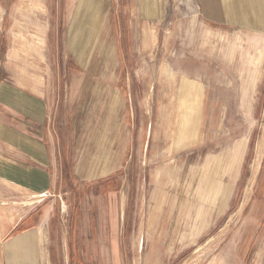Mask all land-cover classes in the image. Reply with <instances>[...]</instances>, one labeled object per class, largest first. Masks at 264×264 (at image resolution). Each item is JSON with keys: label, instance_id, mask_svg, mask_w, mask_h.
Masks as SVG:
<instances>
[{"label": "rangeland", "instance_id": "374dc122", "mask_svg": "<svg viewBox=\"0 0 264 264\" xmlns=\"http://www.w3.org/2000/svg\"><path fill=\"white\" fill-rule=\"evenodd\" d=\"M27 1L0 0V91L26 88L38 95L40 87L48 111L55 104L48 125L57 136L61 164L55 155L50 193H38L43 199L37 203L30 200L35 194H0V221L18 207L30 211L38 206L40 217L47 215L48 234L39 245L38 264H194L191 250L179 257H158L156 249L148 254L146 239L140 252L133 251L139 226L149 237L144 218L135 213L155 195L200 199L191 185L202 183L206 159L217 155L214 169L220 171L221 152H233L231 143L244 137L250 142L241 147L245 152L238 180L231 178L226 187L224 178L212 173L214 188L225 191L229 207L219 210L223 214L211 231L214 249L209 246L198 260L264 264V43L246 41L235 32L224 40L216 35L209 65L203 25L194 22V0H75L73 7L80 4L83 12H70L67 0H38V9H29ZM73 18L79 24L75 32L70 31ZM104 24L115 58L114 73L106 77L93 57ZM197 75L211 78L203 81L209 88L204 94L194 80ZM88 85L106 94L88 96ZM213 102L219 112L212 118L207 111ZM238 109L243 111L234 112ZM211 118L214 128L209 130ZM194 120H199L196 144L172 152V138L190 128L192 136H183L194 144ZM104 127L107 144L100 147ZM90 158L103 160L104 176L88 180L75 172L79 159L87 168ZM233 181H238L236 189ZM103 185L124 186L123 192L100 194L98 186ZM185 185L190 187H178ZM179 188L181 192L154 193ZM212 193L202 195L212 200ZM114 205L116 211L110 209ZM0 264H5L1 245Z\"/></svg>", "mask_w": 264, "mask_h": 264}, {"label": "crops", "instance_id": "0c3cea01", "mask_svg": "<svg viewBox=\"0 0 264 264\" xmlns=\"http://www.w3.org/2000/svg\"><path fill=\"white\" fill-rule=\"evenodd\" d=\"M74 1L67 0L68 6L71 8L70 12H83L80 4L79 6L75 4L73 7ZM194 2L197 3L198 8V12H194V22L197 20L198 23L203 25L202 28L204 29V36L202 35V37L204 38L203 43L207 49L206 54H204L207 59L206 64L210 65L211 63L208 57L210 56L211 45L216 35L221 40H224L228 32H235L234 34L237 37L245 38L246 41L255 44L259 42L264 43V0H194ZM78 29L79 24L73 18L70 24V31L75 32ZM99 33L100 39L98 42L104 36V44L107 38L111 43L109 29L105 24ZM95 47L93 57L98 54L97 44ZM111 47L113 49L112 45ZM40 66L41 64L38 63L39 68ZM111 73H114V70ZM107 74L104 69L102 76L106 77ZM239 75L242 74L239 73ZM239 75L237 76L239 77ZM199 76H195L194 80H198L202 84L204 94V91H208L209 88H204L203 81H209L211 78ZM245 76L250 77L247 78L250 80H259L256 77L253 78V74H245ZM243 89L247 90V88ZM97 91L99 94L102 92L106 94L105 89L102 90L92 85L89 86L86 93L88 96H91ZM242 93L243 91H240L241 95ZM194 94H198L197 89H194ZM112 100L114 101L111 102V105L114 106V109L116 102L115 99ZM217 105L215 102L208 104L207 112L212 115V118L215 113L219 112ZM242 105L240 104V106ZM54 106L55 104L50 105L51 110L48 111L44 91L40 87H38V95L28 91L26 88H23L21 92L13 93H9L6 90L0 91V194L4 193L6 196L16 194L26 196L28 193L35 194L30 196V200L37 203L43 199V196L38 195V193L43 195L50 193L51 178L53 176L52 169L55 166L54 160H56L55 155L58 158L57 163L59 165L61 164L59 161L58 139L54 133L53 126L49 127L48 125L49 114L52 116ZM194 110L199 112L197 106H194ZM223 111H226L225 108H223ZM235 111L241 113L243 110L238 109ZM53 113L55 117V111ZM54 117L53 119H55ZM212 118L208 120L209 125L207 126L209 130L214 128ZM198 124L199 120H194V144L185 140L183 136L184 132L183 134L180 133L178 138H172V152H177L196 144ZM104 129L105 131L99 134V140L97 141L100 147L107 144L106 127ZM75 136L74 132L73 137L75 138ZM53 140L56 141L55 144L52 143ZM249 142L248 138L244 137L231 143L235 149L233 152L231 150L225 152L226 149H224L221 152L223 162L219 164L220 171L214 169L216 167L215 159L217 155H212L206 159L204 163L206 172H203L204 174H201L200 177L202 183L200 185H191V188H194L192 190L194 194L200 193V199L195 195L194 198L192 197V200H188L186 196L181 195L175 197V199H170V196L162 195L161 197H157L155 195L149 202L150 204L147 208L144 206L145 208L142 207V210H136L135 218H144L145 229L149 237L144 238L143 228L139 226L138 232L133 237L131 249L133 251L137 249V252H140L142 250L141 243L146 239L148 254L156 249L158 250L156 254L158 257H179L183 251L191 250V254H194V264H199L200 260L198 258L204 255V251L206 249L209 250V246H212L210 249H214L215 247V242L213 241H215L216 238L214 236L216 235L212 234L211 231L218 222L219 216L223 214L219 210L229 207V197L225 200V191L217 186L215 190V183L211 180L212 173H218L219 177L224 178V183L227 184L226 187L230 186L231 178L234 177L238 180L240 166L244 158V153L242 152H245L241 147L247 146ZM99 161L98 159H88V167L86 168V163L82 159H79L75 167V172L80 177L88 180L96 178L97 176H104L107 170L103 171V160ZM237 161L239 163L236 165ZM64 174L67 176V173ZM170 180L175 182L171 178ZM233 182V188L235 187L236 189L238 181ZM208 186L210 187L208 188ZM118 187L110 189L107 185H103L98 186V189H100V194L112 196L123 192L124 186ZM181 191L179 188V190H162L154 191V193H174ZM209 192H213L212 200H210L209 196L202 195L203 193ZM226 193H229V190ZM220 203L222 204L220 205ZM243 204L245 202H242ZM124 207L123 204L121 207L122 214ZM110 209L116 211L117 206H110ZM4 215L2 221H0V224L4 225L0 227V245L5 264L9 262V264H38L39 245H41L42 240L48 234V224L46 225L45 222L47 215L40 217L38 206L30 211L18 207L14 210L13 216H7L8 214ZM167 222H169L168 225ZM113 224L114 222H112ZM140 225H142V222ZM186 226L188 227L185 228ZM9 239H11L9 243L5 244L6 240ZM10 258L11 260H9ZM185 262L187 263L188 259ZM134 263H137L136 258H134ZM83 264L86 263L83 261ZM200 264L205 263L200 262ZM208 264L218 263L214 260Z\"/></svg>", "mask_w": 264, "mask_h": 264}, {"label": "bare ground", "instance_id": "6f19581e", "mask_svg": "<svg viewBox=\"0 0 264 264\" xmlns=\"http://www.w3.org/2000/svg\"><path fill=\"white\" fill-rule=\"evenodd\" d=\"M27 4H29V9H38V0H28ZM103 39H101L100 42L97 43V52L96 56L94 57V60L96 64L102 65L107 73L112 72L114 70V60H113V49L111 47V43L109 39H106V43L104 44V36H102ZM115 59V58H114ZM116 62V61H115ZM189 125V124H188ZM192 129L190 128L188 130H185L184 136L186 138H190L192 136ZM257 165V164H256ZM258 166V165H257ZM253 173L256 174L257 170L253 168ZM252 187V179L249 180V185L247 189L245 190L244 196H243V202H246L248 200V196L251 192Z\"/></svg>", "mask_w": 264, "mask_h": 264}]
</instances>
